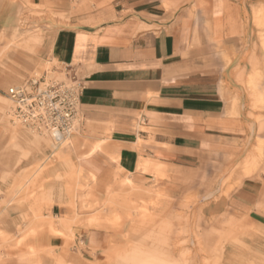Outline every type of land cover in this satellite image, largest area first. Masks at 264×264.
<instances>
[{
  "label": "crops",
  "instance_id": "1",
  "mask_svg": "<svg viewBox=\"0 0 264 264\" xmlns=\"http://www.w3.org/2000/svg\"><path fill=\"white\" fill-rule=\"evenodd\" d=\"M27 1L70 14L52 31L46 56L80 80L82 131L98 143L81 159L88 176L163 166L220 176L244 157L256 128L243 62L248 0H81L84 9L75 15L72 0H0V31L19 25ZM5 171L0 165L3 195L10 181ZM225 204L264 217V175L261 182L242 177ZM10 209L0 210L31 214ZM64 212L55 203L46 217ZM99 223L63 221L55 227L65 229L67 241L53 234L34 241L53 248L64 264H106L112 234ZM12 224L1 223V232L13 233ZM12 243L0 236V264H31Z\"/></svg>",
  "mask_w": 264,
  "mask_h": 264
},
{
  "label": "rangeland",
  "instance_id": "2",
  "mask_svg": "<svg viewBox=\"0 0 264 264\" xmlns=\"http://www.w3.org/2000/svg\"><path fill=\"white\" fill-rule=\"evenodd\" d=\"M248 2L243 62L256 128L248 151L230 172L204 176L163 166L159 172L113 169L91 178L80 164L98 143L91 145L83 133L81 114L73 134L56 147L48 136L12 120L14 103L0 95V165L10 177L4 195L0 190V209L31 211L15 216L0 210V224L15 228L5 235L0 227L3 241H12L11 248L31 264H64L53 248L34 240L53 234L67 241L69 235L57 223L89 226L96 218L98 227L112 234L106 264H264V217L225 204L242 177L261 182L264 175V26L253 17L264 0ZM81 5V0L70 1L71 14L82 12ZM69 16L64 7L27 1L19 25L0 31V89L33 75L65 80L64 70L46 52L52 31ZM55 203L65 211L63 217H46Z\"/></svg>",
  "mask_w": 264,
  "mask_h": 264
},
{
  "label": "built area",
  "instance_id": "3",
  "mask_svg": "<svg viewBox=\"0 0 264 264\" xmlns=\"http://www.w3.org/2000/svg\"><path fill=\"white\" fill-rule=\"evenodd\" d=\"M59 66L65 72V80L47 74L33 75L6 90L0 89V95L14 103L12 120L48 136L56 147L75 130L81 93L75 72L65 65Z\"/></svg>",
  "mask_w": 264,
  "mask_h": 264
},
{
  "label": "bare ground",
  "instance_id": "4",
  "mask_svg": "<svg viewBox=\"0 0 264 264\" xmlns=\"http://www.w3.org/2000/svg\"><path fill=\"white\" fill-rule=\"evenodd\" d=\"M253 14L255 15L254 16V22L256 23V25L264 26V7H260L258 9H254L253 10ZM64 142H62V143H64Z\"/></svg>",
  "mask_w": 264,
  "mask_h": 264
}]
</instances>
